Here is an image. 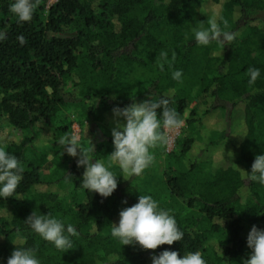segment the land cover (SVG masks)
Segmentation results:
<instances>
[{"label": "trees", "instance_id": "1", "mask_svg": "<svg viewBox=\"0 0 264 264\" xmlns=\"http://www.w3.org/2000/svg\"><path fill=\"white\" fill-rule=\"evenodd\" d=\"M209 1L219 3L55 0L48 5L40 0L31 21L17 22L10 11L14 0H0V31L6 34L0 42V125L24 133L17 140H0V146L25 165L18 198H0V264L11 255L12 241L21 239L37 250L41 264H149L152 254L164 249L180 256L199 251L207 264L247 259L251 226L264 228V185L243 179L256 154L264 152V0H224L214 19L237 38L231 45L214 41L205 47L195 43L192 29L210 26L213 19L201 8ZM220 17L227 20L226 28ZM163 52L169 60L174 53L175 60L161 71ZM249 67L261 70L255 85L248 84ZM176 69L183 72L182 82L171 77ZM169 93V106L182 119L191 100L202 94L213 99L211 109L225 112V125L184 170L168 166L158 180L118 176L117 189L102 198L81 187L84 168L77 167L78 157L62 152L56 141L46 151L53 155L50 160L33 146L40 131L55 128L61 136L71 135L69 123L55 126L66 104L80 105L91 122L116 106ZM235 115L240 120L231 125ZM189 140L176 155L188 151ZM161 148L168 157L174 153ZM85 149L108 165L111 132ZM110 170L122 175L115 164ZM143 194L171 210L182 241L144 250L112 238L120 210ZM34 209L77 228L72 249L62 253L28 227L25 219Z\"/></svg>", "mask_w": 264, "mask_h": 264}, {"label": "clouds", "instance_id": "2", "mask_svg": "<svg viewBox=\"0 0 264 264\" xmlns=\"http://www.w3.org/2000/svg\"><path fill=\"white\" fill-rule=\"evenodd\" d=\"M39 3L40 0H14L10 5V11L17 17V22H28L33 18ZM219 19L226 28L227 20L223 17ZM192 35L196 44L205 47L214 41L223 46L231 45L237 38V33L224 30L215 19L207 28L194 27ZM5 39L6 34L0 31V42ZM161 57L163 60L159 64L161 71L164 70L165 63L171 68L175 54L173 53L171 60L167 52L161 53ZM246 75L248 84L255 85L261 76V70L249 67ZM171 77L182 82V70L172 71ZM170 96L171 93L158 100L148 99L142 102L133 100L127 106L113 108L114 126L111 129L113 151L110 153L108 165L94 159L88 150L82 149L75 134L58 138L56 142L62 146V152L78 157L77 167L83 166L80 185L85 191L107 198L117 189L118 176L125 179L141 176L152 166L154 163L152 150L166 145L170 139L169 134L182 128L185 123L176 108L169 106ZM113 164L119 167L122 175L110 170ZM24 172V163L0 146V198L17 197V189L24 178ZM243 179L264 185V152L256 154L250 170L245 171ZM122 203L127 204V200ZM25 222L41 239L50 242L62 253L72 249V237L79 235L72 223H66L51 213H41L35 209ZM110 234L121 245H139L144 250H155L164 244L172 245L175 241H182L184 237L171 210L160 207L159 202L147 194L139 195L135 204L120 210L119 221L112 223ZM12 242L14 249L6 264H41L35 248L25 246L22 239ZM246 243L251 251L242 264H264V228L253 224L247 234ZM151 264H207V260L199 251L180 256L175 250L164 249L158 255L152 254Z\"/></svg>", "mask_w": 264, "mask_h": 264}, {"label": "rangeland", "instance_id": "3", "mask_svg": "<svg viewBox=\"0 0 264 264\" xmlns=\"http://www.w3.org/2000/svg\"><path fill=\"white\" fill-rule=\"evenodd\" d=\"M55 0H48V5L52 4ZM224 0H219V3L214 4L212 1L206 3V6H201L204 13L211 15V18H218L221 14V7ZM213 99L202 94L197 98L191 100L188 109L183 115L184 126L180 129L175 130L169 134L172 140L165 145V150L170 151L174 149L173 155L168 157L164 150L162 151L161 146L153 149L154 152V163L144 173L139 176L143 181L155 177L158 180L164 170L169 166L173 170H184L189 166L193 156L203 148V146L213 139L221 126L225 125V112L221 108L211 109L210 104ZM192 110V113H191ZM87 115L84 110H81L80 105L66 104L61 110V115L55 123V126H60L62 123L70 124L71 135L75 134L80 140V146L82 149L86 150L87 145L90 141H94L97 138H102L111 132L113 124V111L103 113V117L98 120L87 121ZM238 115L232 117V124L238 123ZM82 124L80 125V122ZM95 127H98L99 130ZM97 129V130H96ZM94 130L97 134L94 133ZM23 132L19 129L13 128L11 126L2 124L0 125V140L3 142H10L17 140L23 136ZM239 135L235 133L234 136ZM61 137L59 133L56 132L55 128H51L48 131H40L39 136L34 140L33 146L39 147L45 151V157L47 160L52 158L50 150L47 149L55 144ZM190 138V146L188 151L180 157L176 155L181 148V144ZM176 140V146L174 142ZM178 141V142H177ZM179 143V144H177ZM231 148L232 146L229 145ZM221 147V146H220ZM79 151V150H78ZM119 218L113 220L114 223H118ZM215 239H211L210 243ZM151 264V263H149Z\"/></svg>", "mask_w": 264, "mask_h": 264}, {"label": "built area", "instance_id": "4", "mask_svg": "<svg viewBox=\"0 0 264 264\" xmlns=\"http://www.w3.org/2000/svg\"><path fill=\"white\" fill-rule=\"evenodd\" d=\"M172 140V138L170 139V141Z\"/></svg>", "mask_w": 264, "mask_h": 264}]
</instances>
